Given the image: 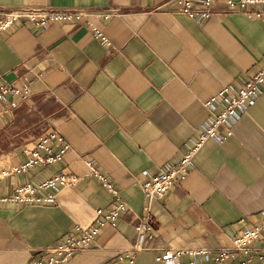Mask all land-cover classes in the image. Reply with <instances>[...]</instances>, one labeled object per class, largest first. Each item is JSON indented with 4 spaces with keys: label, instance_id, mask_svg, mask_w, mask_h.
<instances>
[{
    "label": "crops",
    "instance_id": "1",
    "mask_svg": "<svg viewBox=\"0 0 264 264\" xmlns=\"http://www.w3.org/2000/svg\"><path fill=\"white\" fill-rule=\"evenodd\" d=\"M173 6V0H0V13L21 7L115 13L91 18L108 47L72 23L16 25L0 36V83L30 88L16 109L0 107V199L60 170L79 178L55 191L54 205L0 201V264H30L109 206L89 164L112 183L126 210L66 264H116L135 241L146 203L142 183L179 159L210 117L205 102L221 90L238 91L264 61V23L251 15L264 8L229 11L215 0L206 20H194ZM52 130L71 146L63 162L13 172L23 150ZM232 130L224 142L208 140L184 181L152 204L156 234L134 264H213L237 232L256 224L264 211V87ZM201 249L208 254L155 261L160 250ZM247 258L260 264L253 252Z\"/></svg>",
    "mask_w": 264,
    "mask_h": 264
},
{
    "label": "built area",
    "instance_id": "2",
    "mask_svg": "<svg viewBox=\"0 0 264 264\" xmlns=\"http://www.w3.org/2000/svg\"><path fill=\"white\" fill-rule=\"evenodd\" d=\"M215 0H173V12L185 15L194 20H206L210 16L209 8ZM229 11L249 8H264V0H221ZM199 6V7H198ZM201 7V8H200ZM114 13V12H113ZM113 13H90L82 10H55L52 8L21 7L0 13V36L9 32L16 25H26L34 29H42L51 25L79 24L85 26L94 38L100 40L105 47L109 41L91 22V18L107 20ZM115 14V13H114ZM261 18L264 23V11L251 14ZM264 87V61L251 72L242 87L236 92L221 90L204 106L210 111V117L195 136L184 145L180 157L173 164L163 166L155 175L142 183L145 205L142 215L134 228L135 241L131 248L121 253L116 264H134L136 257L148 250L147 244L155 237L156 230L151 216V206L161 200L189 174L192 161L197 152L208 140L224 142L233 136V119L243 114L253 104ZM30 97L27 84L0 83V107L8 106L10 111L17 108L19 102ZM216 112H213L214 108ZM4 111L1 109L0 115ZM71 150L70 144L57 131L52 130L39 137L30 147L23 150L25 159L13 172L27 173L33 169L59 165ZM89 175L96 179L110 195V204L106 208L95 211V218L88 227L75 226L69 234L46 248L42 255L30 264H66L75 254L92 248L99 232L105 228L116 227L121 214L126 210L125 203L115 187L94 166L89 164ZM79 181L75 175L60 170L44 181L27 183L16 189L9 201L19 205L37 204L54 205L57 190L74 187ZM264 264V211L257 222L249 229L237 232L231 239L229 248L221 249L215 255L213 264H223L225 260H238V264H251L247 256L252 253ZM208 254L207 250H160L155 261L169 263L180 256L200 257Z\"/></svg>",
    "mask_w": 264,
    "mask_h": 264
}]
</instances>
